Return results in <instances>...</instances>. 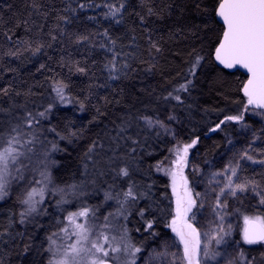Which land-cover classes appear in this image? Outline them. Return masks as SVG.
<instances>
[{"label":"trees","instance_id":"1","mask_svg":"<svg viewBox=\"0 0 264 264\" xmlns=\"http://www.w3.org/2000/svg\"><path fill=\"white\" fill-rule=\"evenodd\" d=\"M218 2L0 0V131L6 133L29 112L39 119L33 127L43 128L48 147L52 149L55 143L60 149L54 151L56 167L52 172L54 184L60 187L85 182L82 157L93 141L102 143L104 148L97 149L96 159L104 174L89 169L82 203L90 206L93 197L104 198L106 191L121 193L129 183L145 191L151 185V200H140L128 215L129 237L144 250L159 245L168 236L172 220L169 181L156 165H167L178 145L184 148L193 140L197 143L189 150L200 162L221 156L228 135L235 133L238 124L227 120L229 116H242L239 122L255 131L264 128L246 114L249 107L241 90L247 77L214 63L213 53L222 33L215 16ZM81 4L85 5L83 9ZM109 6L119 10L115 17L106 18ZM81 37L87 39L78 42ZM37 47L39 52L35 51ZM9 52L16 55L10 56ZM197 55L202 57L200 65L195 75H189ZM112 62L115 70L109 71ZM188 80V91L177 93L176 89ZM57 82L66 85V102L59 106L53 90ZM169 93L179 94L182 102ZM49 105L52 107L46 118L38 117L37 113ZM143 117L168 125L175 139L158 127L147 128ZM124 121L130 124L128 134L139 141L135 153L125 161H117L129 164L128 178L116 176L103 163L112 154L109 149H116L109 134H114L116 126ZM52 128L67 138L60 139L50 131ZM120 145V155L130 151L129 146L135 147L131 141L121 140ZM260 148L264 150V143ZM242 172L245 178L264 186L262 169L245 166ZM148 204L152 208L147 219L153 221L150 231L155 235L143 230L144 222L136 214L137 208ZM235 205L243 218L264 221V207H254L247 197ZM49 214L48 208L43 216L21 224L15 200L0 203V264H46L44 243L57 221V215H52L53 224L47 225ZM250 253L264 264L263 245L251 248Z\"/></svg>","mask_w":264,"mask_h":264},{"label":"snow or ice","instance_id":"2","mask_svg":"<svg viewBox=\"0 0 264 264\" xmlns=\"http://www.w3.org/2000/svg\"><path fill=\"white\" fill-rule=\"evenodd\" d=\"M85 5L81 4L80 8L83 9ZM123 7V5H121ZM118 9H115L109 6V12L107 16L115 17L118 14ZM149 14H152V9H148ZM215 16L219 17L222 21V33L218 39V46L215 48V60L223 65L225 68L231 69L237 66L244 68L250 74L247 80V83L243 86L244 96L247 97V105L254 106L256 109H264V0H219L216 9ZM119 23V20H117ZM107 35V33H105ZM55 39V37H53ZM87 37L78 38V42L86 40ZM114 43V42H113ZM153 47H156L153 45ZM39 47L36 48V52H39ZM159 51V48H156ZM35 54V53H34ZM8 55L14 56L15 53L9 52ZM202 57L197 55L192 63L191 68L189 69V75H195V69L200 65ZM105 67H109L106 65ZM43 68V65H41ZM114 62H112V67H109V71H114ZM77 71L83 72V68H78ZM111 79H117L116 76H112ZM191 84V80L186 81V83L181 84L179 88L176 89V92L181 91L187 92L188 85ZM66 85L57 82V85L54 87L56 96L60 101L66 99L64 94V88ZM4 94H7V90H4ZM169 96H172L173 99L178 102L181 101L179 94L173 96L172 93H169ZM52 105H49L47 109L43 112L37 113V116L41 119L46 118L48 112L51 111ZM81 110L84 108V104H80ZM247 110V108L245 109ZM257 115H264V112H258ZM243 117L242 116H229L226 119L239 122ZM144 124L147 128L151 129L157 124L160 127H163V124L159 121L153 122L149 117H143ZM169 119H174V117H169ZM40 120L32 115L31 112L27 113L26 116L17 123L13 125L6 133L0 131V200H2L8 194V188L10 186V179L13 180H23L25 179V172L29 169V166L32 163L31 153H34V145L36 142V134L33 130L34 124H39ZM220 123H224L221 121ZM130 124L127 121L122 122L117 125L114 131V134H109V137L112 143L116 144V149H109L112 154L103 160V163L107 165L111 170L115 171L116 176L121 178L130 177V167L128 163L118 164L117 161H125L128 159L131 153L137 151L139 147V141L134 139L131 135L128 134ZM219 128V124L217 125ZM215 131L216 129H212ZM50 131L55 132L60 139H66L67 137L61 135L56 131L55 128L50 129ZM72 136H75V132L69 133ZM125 142L131 141L130 151H126L124 155H120L118 149L121 146L120 141ZM197 143V140H193L190 144L184 146L183 148V157H177V163H186V156L188 149L193 147ZM103 149L104 145L98 141H93L88 147L87 151L82 157V167L86 180L84 183L76 184L73 183L65 188H57L54 186L53 194H59L61 200L58 203H67L68 201L64 199V196L71 195L78 197L84 195L85 183L87 182V177L90 175L89 169L91 168L97 175H103L104 172L98 167L100 161L96 159L99 155L97 149ZM57 145L52 143L51 151H58ZM49 152H44V160L39 161V163L44 164V170L40 171L39 175L41 179L34 180L36 184L44 185L39 189L33 187L30 191L27 192V196L24 199L20 200V203L24 205V210L20 212V223H25L26 219L34 213L38 212L37 205L43 203L44 191L47 185L52 184L51 175L48 171L49 164H55V161H49L48 156ZM243 158L251 160L253 163L264 164V160L256 161L251 156L244 154ZM157 170L160 169V164L156 165ZM239 164L235 167L225 168L223 171L214 173L215 176H224L226 172L230 170L231 175L226 176V183L224 187L220 189V196H225V200H218L216 207L217 208H226L227 207V196H231L239 199L240 195L249 191L253 192L255 195L261 197L260 204L264 205V188L255 181V180H239L233 181L232 177H237V169ZM15 172L17 175L13 176L12 172ZM173 180V191H175L176 185V174L171 173ZM182 182L186 186L187 181L185 178L181 177ZM94 183V181H93ZM186 195L187 189H185ZM151 185L147 186V190H138V186L135 183H129L127 189L114 195L111 191H106L104 193L105 202L109 200H115L119 205L116 213H109L108 216H105L104 224L100 226L99 230L94 223H76L77 217H88L89 210L84 209L79 212L70 213L67 217L69 225H72L75 229L69 233V228L67 226L62 227L61 231L65 233L68 239L75 237V240L64 246L62 254L54 251L50 246L48 251L52 254L53 259H50L49 264H111L113 259H119L111 254L123 252L128 259L123 261V264H136L137 254L142 251L141 247L135 246L131 238L128 235V229L125 227L119 239L116 236H109L104 229H110L111 225L109 222V216L119 215L123 216L124 220L128 219L130 215L129 209L135 207V205L140 200H151ZM199 196V193H196ZM39 196V199L36 197ZM122 197V198H121ZM195 205V201L191 199V196H188L187 206L184 207L183 213L186 216V213L190 211L191 207ZM152 208L151 204H148L144 207L136 209V214L143 220L145 232H148L149 235H155L154 232L150 231L153 228V221L147 219V214ZM177 215L181 216V207L178 202L177 206ZM95 216V212H93ZM245 222L250 223L249 218H245ZM173 231L176 232L179 236L181 243L184 244V258L187 260L188 264H200L198 257L201 255L200 250V240L199 234L196 232V229L192 227L191 224L186 223L187 231L180 230L178 231L174 225L176 221L173 220ZM136 231H140V228H137ZM58 235L53 233V236ZM207 235V233H206ZM228 233L221 226L219 231L215 236L211 237V240H215L216 245L220 246L221 244H226L227 241L225 237ZM49 241L52 244H55V241L51 236L48 237ZM257 240H264V221L256 219V222L252 224L250 228H246L244 231V241L246 243H255ZM211 241L205 243L203 248V256L206 260H216L218 257L220 259V264H236V259L232 257L227 250L223 252L216 251L213 249L209 251V244ZM107 245V247H105ZM167 246H165L166 249ZM94 250V251H93ZM99 254V255H97ZM243 254H241L242 256ZM58 256V258H57ZM168 252L165 251H156L153 250L149 256L146 264H165L167 259Z\"/></svg>","mask_w":264,"mask_h":264},{"label":"rangeland","instance_id":"3","mask_svg":"<svg viewBox=\"0 0 264 264\" xmlns=\"http://www.w3.org/2000/svg\"><path fill=\"white\" fill-rule=\"evenodd\" d=\"M65 102L66 100H56L55 103L57 106H59L61 103ZM258 112H264V110L255 108H248L246 110V114L248 116L262 123L264 126V115H257L256 113ZM155 127L160 128L162 132L175 139V132L168 125L163 124V127H160L157 124ZM42 130L43 128H41V126L40 128L33 127V130H30L35 131L36 142L34 145H30V147H34L35 151L34 153L30 154L32 156V163L29 166V169L25 172V179L13 180L11 177H9L11 183L8 188V194L2 200H0L1 203L11 198L14 199L18 212L19 210L20 212L24 210L25 206L20 203V200L26 198L28 191H30L33 187L37 189L44 187V185L36 184L34 182V180L41 179L39 173L40 171L44 170V164L39 163V161H43L45 159L44 152L48 151L50 153L48 156L49 161L56 162L55 152L51 151V148L48 147L46 137L45 135H42ZM226 141L227 144L224 149V153L216 159L200 162L198 158L195 155H192L188 149L186 163H177V157H183L184 155L183 147L178 145L171 153L168 164L165 166L160 165L158 172L167 177L172 195L171 204L173 211L172 220L169 226V233L159 245L150 247L149 249L144 250V248L138 244L139 242H134L135 246L142 248V251L137 254L136 264H146L148 256L153 250L158 252L167 250L168 256L165 264H188L187 260L184 258V244L181 243L179 236H177L176 232L173 231V220L176 221L174 227L178 231H187L188 229L186 228V223L191 224L192 227L196 229L200 240L201 255L198 257L200 264H220L221 258L219 257L216 260H206L203 256L204 245L209 241H211L209 244L210 252L213 249L220 252H223L226 249L227 252L236 259V264H260V262H257L256 256L250 253V249L258 247L260 243L249 245L244 241L243 235L246 222L239 208H237L235 204L237 200H242L243 198L247 197L248 201L252 203L254 207H264V205L260 204L259 202L261 197L255 195L251 191L244 194H238L240 195L239 199L227 196V207L217 208L216 204L218 200H225V196H220L219 193L220 189L224 187V184L226 183L225 177L230 176L231 172L229 170L224 176H215L214 173L223 171L225 168L230 169V167H235L237 164H239V168L237 169V177H232L233 181L235 182L237 179H247L242 172V168L245 166L258 167L264 171V164L253 163L247 158H241L245 153H247V155L251 156L256 161L264 160V150L260 148L264 143V128L262 131H255L253 127L245 123L238 122L235 133L228 135ZM55 167L56 163L48 165V171L51 175L52 184L47 185L45 188L43 203L37 205L38 212L27 218H31L30 220H32L34 219V216H43V214L46 213L49 208L50 214L46 220L47 225H50L53 224L50 220L51 216L57 215V221L55 224L51 225V230H48L46 241L44 243L46 264H49V259H53L52 254L48 251L50 246L54 251L58 252L59 256V254L63 253L64 246L72 243L75 240V237H72L69 240L65 233L61 231L62 227L65 226L69 228V233L75 230L72 225H69L67 219L70 213L88 209L89 216L77 217L76 223L92 224L96 221L94 224H96V227L99 228L100 226H97L99 225L98 223L102 221L101 224H104V219L102 217V219H100V216H108L110 212L116 213L119 207L116 202H105L103 197L97 196L90 200V206H87L86 203H82L81 196L74 197L71 195L64 196V199L68 201L67 203H58L61 200V196L59 194H53L55 184L53 182L52 172ZM171 173L176 174L175 191H173V180ZM189 174H191L192 177H190ZM12 175L15 176L17 174L13 171ZM181 177L186 179V186L182 182ZM55 187L67 189V187H60L56 185ZM261 188H264V186H261ZM185 189H187V195ZM196 193H199L200 195L197 196ZM189 195L191 196V199L195 201V205L191 207L190 211H188L185 216L183 209L187 206ZM39 198V196L36 197V199ZM178 202L181 207V216L177 215ZM97 209H99V211H96ZM108 209L109 213L107 214ZM92 211H96L98 217L96 214V217L93 216ZM27 219L25 222H27ZM111 219L113 221H111ZM251 219L256 220V218H249V220ZM98 220L100 221L98 222ZM109 222L111 225L110 229H104V231L109 234L110 238L114 235L117 237V239H119L125 227L128 229L129 235L130 228L128 225V219L124 220L123 216L114 215L109 216ZM221 226L228 233V235L225 237L227 243L217 246L215 240H211V237L217 234ZM98 228L97 230H99ZM54 232L58 233V236H53ZM49 236L52 237V239L55 241V244H52L51 241H49ZM261 245L264 246V242H262ZM165 246H167L166 249ZM105 247H107V245ZM241 254L243 255L241 256ZM111 255L119 258L113 259L111 261L113 264H123V261L128 259V257H126L123 252L114 253Z\"/></svg>","mask_w":264,"mask_h":264},{"label":"water","instance_id":"4","mask_svg":"<svg viewBox=\"0 0 264 264\" xmlns=\"http://www.w3.org/2000/svg\"><path fill=\"white\" fill-rule=\"evenodd\" d=\"M216 19H217V21L222 25V21H220V19H219V17H216ZM213 60H214V63L219 67V68H221V69H224V70H226V71H228V72H236V71H239V72H241L242 74H244L246 77H247V79H246V82L244 83V85L247 83V80H248V78H249V73L247 72V70L246 69H244V68H241V67H239V66H237V67H235V68H231V69H228V68H225L223 65H221V64H219L216 60H215V51H214V53H213ZM243 85V86H244ZM243 89V88H242ZM241 92H242V94H243V96H244V93H243V91L241 90ZM245 97V96H244ZM246 99H247V97H245ZM246 105H247V103H246ZM247 107H249V108H255L254 106H248L247 105ZM256 109V108H255ZM260 110H264V109H260ZM250 221V223H247L246 224V227H245V229L246 228H250L251 226H252V224L253 223H255L256 222V220H253V219H251V220H249ZM245 231V230H244ZM243 239H244V235H243ZM262 242H264V240H257V242H255V243H251V245H254V244H259V243H262ZM247 244H249V243H247ZM111 264H113V263H111Z\"/></svg>","mask_w":264,"mask_h":264},{"label":"bare ground","instance_id":"5","mask_svg":"<svg viewBox=\"0 0 264 264\" xmlns=\"http://www.w3.org/2000/svg\"><path fill=\"white\" fill-rule=\"evenodd\" d=\"M52 158V157H51ZM51 170V169H50ZM53 170V169H52ZM53 178V177H52ZM54 182V181H53ZM55 186V185H54ZM4 202V201H3ZM107 204H109V203H107ZM87 206H88V204H87ZM108 206V205H107ZM109 207V206H108ZM116 207V206H115ZM113 208V207H112ZM96 211H99V209H97ZM96 211H94L95 212V214H96ZM19 212H20V210H19ZM93 212V211H92ZM103 212V211H102ZM106 212V211H105ZM115 212V211H114ZM109 213V209H108V212H107V214ZM92 215V214H91ZM97 215V214H96ZM103 215V214H102ZM105 216H107V215H105ZM96 217V216H95ZM97 217H98V215H97ZM104 218L103 216H100V219H102V218ZM99 219V218H98ZM60 221H62V220H60ZM89 221V220H88ZM92 221V220H91ZM100 220H98V222H99ZM111 221H113L112 219H111ZM63 222V221H62ZM102 222V221H101ZM101 222L100 223H98L99 225H97V226H101L102 224H101ZM94 223H96V221L94 222ZM115 223V222H114ZM117 224H118V222H117ZM96 225V224H95ZM57 226V225H56ZM98 228V227H97ZM100 228V227H99ZM98 228V229H99ZM56 232V231H55ZM54 232V233H55ZM58 234V233H57ZM58 236V235H57ZM70 240V239H69ZM132 241V240H131ZM50 260V259H49ZM48 260V261H49ZM48 264V263H47Z\"/></svg>","mask_w":264,"mask_h":264},{"label":"flooded vegetation","instance_id":"6","mask_svg":"<svg viewBox=\"0 0 264 264\" xmlns=\"http://www.w3.org/2000/svg\"><path fill=\"white\" fill-rule=\"evenodd\" d=\"M251 245V244H250Z\"/></svg>","mask_w":264,"mask_h":264}]
</instances>
